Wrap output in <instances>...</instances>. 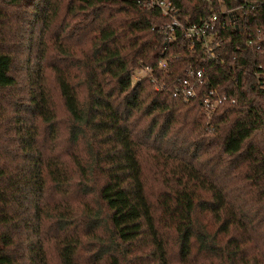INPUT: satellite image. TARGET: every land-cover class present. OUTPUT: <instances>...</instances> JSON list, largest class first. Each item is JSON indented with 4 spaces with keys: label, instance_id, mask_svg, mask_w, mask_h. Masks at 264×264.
I'll return each mask as SVG.
<instances>
[{
    "label": "trees",
    "instance_id": "obj_1",
    "mask_svg": "<svg viewBox=\"0 0 264 264\" xmlns=\"http://www.w3.org/2000/svg\"><path fill=\"white\" fill-rule=\"evenodd\" d=\"M171 1L231 9L216 59L149 0H0V264H264V0Z\"/></svg>",
    "mask_w": 264,
    "mask_h": 264
},
{
    "label": "built area",
    "instance_id": "obj_2",
    "mask_svg": "<svg viewBox=\"0 0 264 264\" xmlns=\"http://www.w3.org/2000/svg\"><path fill=\"white\" fill-rule=\"evenodd\" d=\"M149 1L150 6L156 7L163 16L168 18V21L161 28L163 40L172 41L177 37L184 38L186 40V45L190 50L195 46H201L205 50L207 59H216V56L211 50L212 35L215 30L223 29L226 25L232 22L230 17L227 18L231 9H226L221 6L218 11L210 9L209 13L198 22H181L176 18V8L171 0ZM213 47H215V44ZM165 66V60H159L157 62V67L160 69L165 68ZM149 72L150 68L146 66L140 67L132 72L131 78L135 80L139 76L147 75ZM203 79L204 70L202 68L194 70L189 68L186 70L185 76L178 80L173 86L171 93L173 96L180 97L184 100L194 98L197 86L202 83ZM225 99V95L219 94L215 89L209 88L202 100V108L208 113L212 111L215 106L221 104ZM230 102H233V99H230Z\"/></svg>",
    "mask_w": 264,
    "mask_h": 264
}]
</instances>
